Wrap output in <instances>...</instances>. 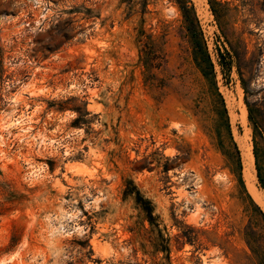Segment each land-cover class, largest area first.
I'll return each instance as SVG.
<instances>
[{"label":"rangeland","instance_id":"rangeland-1","mask_svg":"<svg viewBox=\"0 0 264 264\" xmlns=\"http://www.w3.org/2000/svg\"><path fill=\"white\" fill-rule=\"evenodd\" d=\"M192 3L0 0V264H264V0Z\"/></svg>","mask_w":264,"mask_h":264},{"label":"trees","instance_id":"trees-1","mask_svg":"<svg viewBox=\"0 0 264 264\" xmlns=\"http://www.w3.org/2000/svg\"><path fill=\"white\" fill-rule=\"evenodd\" d=\"M178 3L183 11L186 28L191 32L192 35L198 34L199 19L196 15V11L192 3V0H178ZM206 57H207L208 64L214 70L215 68L214 63L212 62L211 57L208 53L206 54ZM216 91H217L216 92L217 99H216L215 104H216L218 113L220 115H223L228 122L229 117H228V110H227V106L225 103V99L222 96V94L218 91L217 87H216ZM228 130L230 131L229 124H228Z\"/></svg>","mask_w":264,"mask_h":264},{"label":"bare ground","instance_id":"bare-ground-1","mask_svg":"<svg viewBox=\"0 0 264 264\" xmlns=\"http://www.w3.org/2000/svg\"><path fill=\"white\" fill-rule=\"evenodd\" d=\"M250 157V156H249ZM246 162V161H245ZM250 182V181H249ZM259 190V189H258ZM256 191V190H255ZM251 192L253 193V191L251 190ZM253 194H255V197L258 199V200H260L261 201V199H260V196L258 195V193H253Z\"/></svg>","mask_w":264,"mask_h":264}]
</instances>
